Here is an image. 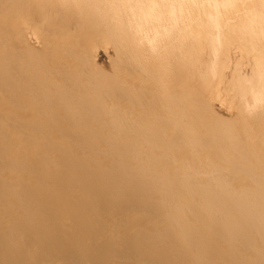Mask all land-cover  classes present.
Segmentation results:
<instances>
[{
    "label": "bare ground",
    "instance_id": "6f19581e",
    "mask_svg": "<svg viewBox=\"0 0 264 264\" xmlns=\"http://www.w3.org/2000/svg\"><path fill=\"white\" fill-rule=\"evenodd\" d=\"M231 1L0 0V264H33L25 246L67 257L60 264H264V98L243 101L242 127L190 100L233 91L222 88L223 59L239 23L253 21L246 40L261 56V0ZM208 16L218 51L204 82ZM110 47L115 83L97 63ZM100 203L155 218L129 242L114 226L103 254L85 261L44 205L86 213ZM191 211L200 226L187 239L190 257L173 240L185 229L165 214ZM167 249L171 257L157 258Z\"/></svg>",
    "mask_w": 264,
    "mask_h": 264
},
{
    "label": "rangeland",
    "instance_id": "374dc122",
    "mask_svg": "<svg viewBox=\"0 0 264 264\" xmlns=\"http://www.w3.org/2000/svg\"><path fill=\"white\" fill-rule=\"evenodd\" d=\"M228 1V4L232 3L231 0ZM208 17L209 20L205 24L206 30L204 31L205 41L208 46L205 50L200 66V78L204 82L212 73L214 56L218 51V40L213 31V20L211 16ZM254 17L258 18L260 29L263 30L264 33V0L260 1V8L257 13L254 14ZM251 24H253V21L238 24V34L240 36L237 35V41L233 44H229V59L226 61L223 59L225 68L222 73V88H228V83L233 84V91H231L229 96H224L221 100H217L215 98H202V96H192L190 99L192 100V103H194L193 105L199 110H210L211 113L213 112L212 115L216 122L222 125L233 126L240 122L238 127H242V112L240 108L243 101L248 100V102H250L254 98H264V86L262 79V71L264 72V46L261 50V56L258 58L254 57L253 52L255 49L251 45L250 41L246 40L247 36L253 37L254 35V31L250 26ZM30 45L32 49L39 51L38 49H40V45L34 42V40L30 41ZM3 49L4 42L3 40H0V53ZM6 56L8 57L9 54L7 53ZM118 62V53L115 51L114 47L109 48L107 55L102 52V50L98 51L97 63L102 77L113 80L114 83L117 82L115 75L118 67L120 66ZM13 66L14 64H12V67ZM12 67H6L3 64V68H5L8 73L12 71ZM257 68H259L261 72H257ZM246 77L248 79H245ZM57 88L61 89L60 92L64 91L63 88ZM181 93V95L179 94L177 100L180 102H186L189 98H187L189 93L187 91H183ZM171 94L172 93L169 95ZM207 107H209V109ZM86 211V213L82 209L75 211L70 206L57 208L54 205H44V214L47 215L50 220L57 224L62 230L68 232L73 238L74 255L79 258H84L85 261H88L87 252H91L92 254L97 253L99 255L103 254L102 246L105 242L104 239L107 236L114 234V226L119 225L124 228L123 231L117 235L119 241L129 242L132 237V229L134 227L145 225L148 220L152 221L155 218V214L151 212V210L146 209L137 211L131 209L126 212L118 211L111 214L107 207L102 203L98 204L96 208H88ZM192 212L193 211L177 215V219H175L170 213L165 214L167 220L169 219L170 222H174V225H178L185 229L187 235L186 238L183 239L175 236L173 240L174 245L179 250L187 253L190 257L191 255L188 251L189 248L187 246V239L192 238L190 232L193 229H198L200 226L198 221L193 219L195 213ZM169 227L171 229L170 231H172L173 225L171 224ZM25 247L23 255L26 261H31L33 264H60V260L65 262V259H67V257H54L52 259H47L42 256L39 249H33L31 246ZM172 249L176 248L173 246ZM171 255V252L167 249L166 251L159 253V257L157 258H167L171 257ZM124 263L136 264L132 257L129 261H125Z\"/></svg>",
    "mask_w": 264,
    "mask_h": 264
}]
</instances>
